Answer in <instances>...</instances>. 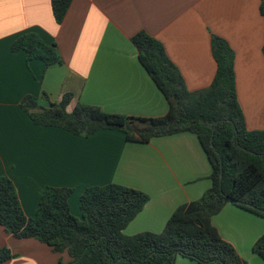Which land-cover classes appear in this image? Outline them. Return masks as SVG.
<instances>
[{
    "label": "crops",
    "instance_id": "1",
    "mask_svg": "<svg viewBox=\"0 0 264 264\" xmlns=\"http://www.w3.org/2000/svg\"><path fill=\"white\" fill-rule=\"evenodd\" d=\"M51 0H0V176L13 183L19 203L35 215L45 187L72 189L68 203L80 217L79 196L91 186L116 183L149 199L128 223L127 235L160 232L173 211L209 188L211 166L197 136L181 132L130 142L117 130L81 137L35 124L19 102L30 95L41 106L71 94L66 110L93 105L112 114L158 117L168 102L139 62L131 37L143 31L164 47L189 90L208 86L216 72L211 36L234 53L236 95L248 130H264V17L260 0H71L61 23ZM54 44L61 63L27 61L12 52L21 34ZM222 239L242 259L264 234V217L226 203L211 218ZM15 256L2 264H56L58 254L32 238H16L0 226V248ZM63 260L66 258L63 256ZM173 264H197L176 256Z\"/></svg>",
    "mask_w": 264,
    "mask_h": 264
},
{
    "label": "trees",
    "instance_id": "2",
    "mask_svg": "<svg viewBox=\"0 0 264 264\" xmlns=\"http://www.w3.org/2000/svg\"><path fill=\"white\" fill-rule=\"evenodd\" d=\"M70 3L51 0L56 23L62 22ZM259 12L264 17V0H260ZM131 42L139 62L167 99L164 115L112 114L80 103L68 112L69 93L48 106L25 95L19 106L35 124L59 127L81 137L117 130L127 141L146 143L154 137L193 133L210 162L209 188L200 198L179 205L160 232L127 235L124 228L149 199L139 189L116 183L87 187L79 196L81 215L75 217L68 203L72 189L48 186L41 192L35 215L29 217L11 180L0 176V226L16 238L47 245L59 255L56 264H173L176 256L197 264H245L211 224L212 216L226 203L264 217V130L245 126L235 89L233 50L224 39L212 35L215 75L208 86L189 90L158 40L140 31ZM10 49L23 50L27 61L62 62L56 46L32 32L19 35ZM252 250L264 260V234ZM14 256L8 247L0 248V264Z\"/></svg>",
    "mask_w": 264,
    "mask_h": 264
},
{
    "label": "rangeland",
    "instance_id": "3",
    "mask_svg": "<svg viewBox=\"0 0 264 264\" xmlns=\"http://www.w3.org/2000/svg\"><path fill=\"white\" fill-rule=\"evenodd\" d=\"M244 261H245V264H254V263H252V262H248L247 259H244Z\"/></svg>",
    "mask_w": 264,
    "mask_h": 264
},
{
    "label": "water",
    "instance_id": "4",
    "mask_svg": "<svg viewBox=\"0 0 264 264\" xmlns=\"http://www.w3.org/2000/svg\"><path fill=\"white\" fill-rule=\"evenodd\" d=\"M221 176V175H220Z\"/></svg>",
    "mask_w": 264,
    "mask_h": 264
}]
</instances>
